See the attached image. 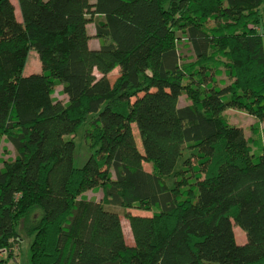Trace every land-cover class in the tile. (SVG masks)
Returning <instances> with one entry per match:
<instances>
[{
  "label": "trees",
  "instance_id": "obj_1",
  "mask_svg": "<svg viewBox=\"0 0 264 264\" xmlns=\"http://www.w3.org/2000/svg\"><path fill=\"white\" fill-rule=\"evenodd\" d=\"M261 2L17 0L18 18L0 0V251L23 235L29 264H264V145L224 113L264 122Z\"/></svg>",
  "mask_w": 264,
  "mask_h": 264
},
{
  "label": "rangeland",
  "instance_id": "obj_2",
  "mask_svg": "<svg viewBox=\"0 0 264 264\" xmlns=\"http://www.w3.org/2000/svg\"><path fill=\"white\" fill-rule=\"evenodd\" d=\"M259 10H260V13H263L264 0H263L262 5L259 6ZM15 14L18 18H20L17 1H16ZM88 24H89V27L93 28V22H90ZM97 46H98L97 39L96 41L90 42V47H97ZM41 70H42V66L39 61L36 51L30 50L28 52L25 66L23 68L22 73L24 75H27L29 73L40 72ZM108 74H109L108 75L109 80L112 82L113 79L118 75V67H115ZM60 89H61L60 86H56L53 95L55 98H60L61 100H65L66 96L61 93ZM187 102L188 101L185 99L184 95H181L179 97V100H178L179 105H183ZM224 113L228 117L230 123L243 128L245 136L250 139L252 152L255 154H258L261 151V146L264 145V129H263L264 122L258 121L256 117L249 115L244 111L237 110V109L227 108L226 110H224ZM85 126H86V123L85 122L82 123L76 129L75 133L72 135L74 142H75L73 161H74V164L78 166L82 165L90 154L89 148L83 141V131H84ZM132 132L135 137L137 148L140 151H142V146H141L138 130L135 124H132ZM13 156H14V149L12 145L9 142H7L5 139H2L0 142V158H10ZM142 165L145 170H148V171L151 170L150 163L142 162ZM83 196L87 197L88 199L99 200L102 196V192L99 187H95L93 189H89L83 192ZM129 211L135 214L136 213L145 214V215L150 214V212L148 211H142V210H138L134 208L129 209ZM120 221H121V226H122L125 241L127 244L132 245L133 238H132V234L129 228V224H128L127 219L124 217L122 213H120ZM18 231L19 232L21 231L20 225L18 226ZM233 232H234L235 240L237 242L241 243L242 241H245V232L239 226L234 225ZM30 239L31 238L22 235L20 246L13 248L12 250L13 254L10 257H8L7 252L0 251V264H29Z\"/></svg>",
  "mask_w": 264,
  "mask_h": 264
},
{
  "label": "crops",
  "instance_id": "obj_3",
  "mask_svg": "<svg viewBox=\"0 0 264 264\" xmlns=\"http://www.w3.org/2000/svg\"><path fill=\"white\" fill-rule=\"evenodd\" d=\"M16 1L17 0H11V2H12V4H13V6H14V10L16 11ZM262 3H263V0H262V2H261V4L260 5H262ZM17 5H18V3H17ZM19 9V8H18ZM262 14V25H261V30H262V32H263V45H264V11H263V13H261ZM86 27H87V31H88V33L91 35V37H90V39L88 40V44L90 45V42L91 41H96V38L95 37H92V35H93V33H94V27L92 28V27H89V24H87L86 25ZM109 75V74H108ZM242 242H244V241H242ZM241 242V243H242Z\"/></svg>",
  "mask_w": 264,
  "mask_h": 264
}]
</instances>
